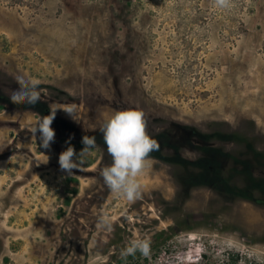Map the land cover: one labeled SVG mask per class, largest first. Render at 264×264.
I'll return each instance as SVG.
<instances>
[{
  "label": "rangeland",
  "instance_id": "rangeland-1",
  "mask_svg": "<svg viewBox=\"0 0 264 264\" xmlns=\"http://www.w3.org/2000/svg\"><path fill=\"white\" fill-rule=\"evenodd\" d=\"M227 5L0 0V264H264V0ZM17 72L40 81L35 105L9 98ZM123 110L160 145L134 201L99 175ZM52 112L45 149L31 129ZM133 240L150 254L122 256Z\"/></svg>",
  "mask_w": 264,
  "mask_h": 264
},
{
  "label": "clouds",
  "instance_id": "clouds-1",
  "mask_svg": "<svg viewBox=\"0 0 264 264\" xmlns=\"http://www.w3.org/2000/svg\"><path fill=\"white\" fill-rule=\"evenodd\" d=\"M220 7H227V0H217ZM18 86L11 89L9 98L15 102H23L35 105L41 99L39 84L36 78H29L22 72L16 73ZM75 105L66 106L64 110L73 114ZM55 113L44 117L33 127L31 132L35 137L40 132L41 147L50 148V142L54 140L55 131L51 124ZM74 118V117H73ZM103 140L107 146V153L111 157V164L100 169L99 175L111 193L120 195L129 201L138 199L141 195V184L138 177L143 175L144 170L150 163V153L159 151L160 145L145 131L144 114L139 110L116 111L102 126ZM81 143L84 147L79 154L73 146L69 145L60 153L58 163L60 170L67 176H72L73 169H80L85 163V157L96 147L94 136H83ZM73 157H76L73 159ZM97 227L111 230L110 218L100 216ZM139 251L142 255L150 254L148 240H133L125 247L122 256L133 255Z\"/></svg>",
  "mask_w": 264,
  "mask_h": 264
},
{
  "label": "trees",
  "instance_id": "trees-1",
  "mask_svg": "<svg viewBox=\"0 0 264 264\" xmlns=\"http://www.w3.org/2000/svg\"><path fill=\"white\" fill-rule=\"evenodd\" d=\"M79 136H80V132L78 131V133H77V136H76V137H77V138H79ZM232 264H238V263H235V262H234V263H232Z\"/></svg>",
  "mask_w": 264,
  "mask_h": 264
}]
</instances>
